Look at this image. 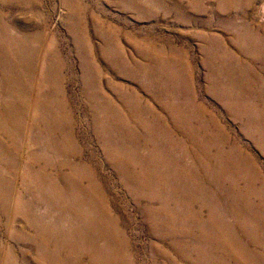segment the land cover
<instances>
[{
    "label": "rangeland",
    "instance_id": "1",
    "mask_svg": "<svg viewBox=\"0 0 264 264\" xmlns=\"http://www.w3.org/2000/svg\"><path fill=\"white\" fill-rule=\"evenodd\" d=\"M0 264H264V0H0Z\"/></svg>",
    "mask_w": 264,
    "mask_h": 264
}]
</instances>
